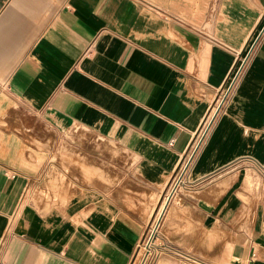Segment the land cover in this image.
Segmentation results:
<instances>
[{
  "label": "crops",
  "instance_id": "0c3cea01",
  "mask_svg": "<svg viewBox=\"0 0 264 264\" xmlns=\"http://www.w3.org/2000/svg\"><path fill=\"white\" fill-rule=\"evenodd\" d=\"M243 62L183 201L264 264V0H0V264H130ZM74 130L119 154L75 168Z\"/></svg>",
  "mask_w": 264,
  "mask_h": 264
},
{
  "label": "rangeland",
  "instance_id": "374dc122",
  "mask_svg": "<svg viewBox=\"0 0 264 264\" xmlns=\"http://www.w3.org/2000/svg\"><path fill=\"white\" fill-rule=\"evenodd\" d=\"M66 137L75 145L68 147L69 150L66 153L73 158L74 167L79 170L87 169L89 159L97 158L100 154V157L106 155L111 160L119 154L116 148L113 151L108 149L112 143L98 140L86 130L69 131ZM113 146L115 145L113 144ZM111 148L113 149V147ZM95 162V164H100L97 167L102 169L107 166L98 160ZM100 174L102 175V173ZM172 180L159 198L153 217L130 264H228L224 259H219L221 260L219 261L212 258L211 254H215L213 250L216 244V236L212 232L203 231V240H196L195 237H198L199 229L193 225L194 210L188 208L183 201L184 197L194 199L196 194L186 192L185 183L180 185L177 193L172 195L173 197L170 196L173 186L177 183L176 180L173 182ZM165 198H170L168 206L158 227L152 229L150 226L156 225L159 207Z\"/></svg>",
  "mask_w": 264,
  "mask_h": 264
},
{
  "label": "built area",
  "instance_id": "2783aa9c",
  "mask_svg": "<svg viewBox=\"0 0 264 264\" xmlns=\"http://www.w3.org/2000/svg\"><path fill=\"white\" fill-rule=\"evenodd\" d=\"M243 64H244V62L234 72L233 76L230 78V80L228 82L226 89L223 91L222 95L217 100V103H216L215 107L213 108V113L211 114V116L207 117V119L202 124V126H201V128L197 134L196 142L194 143L191 152L189 153V155H185V157L180 161V163H179V165H178V167H177V169H176V171L172 177V179H173L172 182L176 180L177 183L173 186V191H171V196L177 193V190L180 188V185H184L185 183H187V173H188L193 161L195 160V158L199 154V151L201 150L202 146L204 145L206 138H207V135L209 134L211 125L213 124L216 116L219 114L221 109H223L227 99L229 98V96L231 94L232 89L235 87L237 80L240 77ZM171 144H172V141L169 143V145H171ZM178 183H180V184H178ZM170 198H168V200H167V205H166L165 209L168 206V202H169ZM165 209H164V211H165ZM164 211H163V213H164ZM163 213H162V215H163ZM162 215L161 216L159 215V217L157 218L156 225L152 224L150 226V227H152V229L154 227L155 228L158 227V224L160 223Z\"/></svg>",
  "mask_w": 264,
  "mask_h": 264
},
{
  "label": "bare ground",
  "instance_id": "6f19581e",
  "mask_svg": "<svg viewBox=\"0 0 264 264\" xmlns=\"http://www.w3.org/2000/svg\"><path fill=\"white\" fill-rule=\"evenodd\" d=\"M172 190H173V189H172ZM170 196H171V195H170ZM167 200H168V198H165V199H164V202L162 203V205H160V207H159V208H160V209H159L160 211L158 210V211H159L158 215H160V216L162 215V213H163V211H164V209H165V207H166V205H167ZM158 211H157V212H158ZM149 246H150V245H149Z\"/></svg>",
  "mask_w": 264,
  "mask_h": 264
}]
</instances>
